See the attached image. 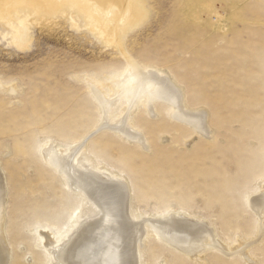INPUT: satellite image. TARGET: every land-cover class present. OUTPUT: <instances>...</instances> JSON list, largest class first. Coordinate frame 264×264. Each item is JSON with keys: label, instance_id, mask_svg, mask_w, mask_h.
<instances>
[{"label": "rangeland", "instance_id": "obj_1", "mask_svg": "<svg viewBox=\"0 0 264 264\" xmlns=\"http://www.w3.org/2000/svg\"><path fill=\"white\" fill-rule=\"evenodd\" d=\"M116 1L121 8L125 0ZM131 2L119 47L81 19L30 9L26 42L14 44L16 34L0 19L6 264H55L46 237L65 239L84 210L85 201L44 163L50 144L81 146L89 164L124 181L138 222L173 215L204 223L228 251L185 254L147 222L140 264H264V211L250 205L264 191V0ZM123 56L163 74L186 109L204 113L208 135L171 122L157 101L156 118L148 117L144 98L132 125L145 147L101 131L104 113L89 80L101 84L112 121L124 116L127 103L110 88L127 74Z\"/></svg>", "mask_w": 264, "mask_h": 264}, {"label": "bare ground", "instance_id": "obj_2", "mask_svg": "<svg viewBox=\"0 0 264 264\" xmlns=\"http://www.w3.org/2000/svg\"><path fill=\"white\" fill-rule=\"evenodd\" d=\"M5 1L6 7L0 1L3 5L0 6V19L8 25L12 36L16 34L14 44L19 45L26 42L28 26L25 24L32 17H29V13L55 15L61 12L81 19L87 31L94 33L106 45L114 47H119L121 42L117 34H121L122 25L134 16L131 13V0H125L121 8L113 4L116 0ZM123 58L126 64L123 72L127 70V74L123 79L116 77L117 80H113L116 89L110 88L112 95L120 92L119 98L125 99L124 116L112 121L115 110L112 111L111 102L104 97L101 84L89 80V90L104 113L98 122L101 131H111L112 135L120 139L145 147L142 133L132 125V119L144 98L146 103L142 104L148 117L156 118L152 106L157 101L164 105L171 122L189 127L203 137L208 135L204 113L186 109L182 105L180 92L163 74L147 71L129 58ZM82 148L78 146L64 151L50 144L43 151L44 163L55 170L64 179L68 189L86 203L81 214L75 213L80 216L74 219V227L65 239L46 237L47 248L55 264H140L138 247L147 222L160 240L185 254L196 256L204 249H215L224 254L228 252L204 223L173 215L138 222L140 217L129 207L126 183L99 172V169L89 164ZM2 176L0 173V264H6L8 249L2 244L6 186ZM250 205L257 213L263 212L264 191L255 196Z\"/></svg>", "mask_w": 264, "mask_h": 264}]
</instances>
